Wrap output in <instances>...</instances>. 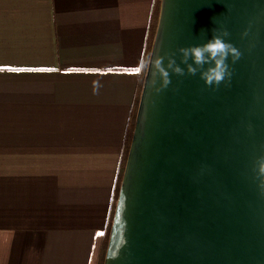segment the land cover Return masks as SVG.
Returning a JSON list of instances; mask_svg holds the SVG:
<instances>
[{"label": "crops", "instance_id": "1", "mask_svg": "<svg viewBox=\"0 0 264 264\" xmlns=\"http://www.w3.org/2000/svg\"><path fill=\"white\" fill-rule=\"evenodd\" d=\"M155 3L0 0V264L101 262Z\"/></svg>", "mask_w": 264, "mask_h": 264}, {"label": "water", "instance_id": "2", "mask_svg": "<svg viewBox=\"0 0 264 264\" xmlns=\"http://www.w3.org/2000/svg\"><path fill=\"white\" fill-rule=\"evenodd\" d=\"M225 28L242 53L230 84L154 79V60L187 73L178 49ZM260 156L264 0H161L104 264H264Z\"/></svg>", "mask_w": 264, "mask_h": 264}, {"label": "clouds", "instance_id": "3", "mask_svg": "<svg viewBox=\"0 0 264 264\" xmlns=\"http://www.w3.org/2000/svg\"><path fill=\"white\" fill-rule=\"evenodd\" d=\"M247 34L246 30L243 35L247 36ZM228 36L230 32L226 28L214 29L212 38L205 43L180 47L178 49L180 61L186 65L187 73L185 68L177 63L176 53L167 54V66L163 63L164 56L157 58L152 63L154 79L162 81V87H167L171 82V70L172 73L181 76L185 74L194 76L199 72L201 79L209 87H219L221 83L230 84L233 71L228 63L229 57L235 63L241 58L242 53L233 43L225 39ZM254 171L260 181L261 189L264 190V156L257 158Z\"/></svg>", "mask_w": 264, "mask_h": 264}, {"label": "trees", "instance_id": "4", "mask_svg": "<svg viewBox=\"0 0 264 264\" xmlns=\"http://www.w3.org/2000/svg\"><path fill=\"white\" fill-rule=\"evenodd\" d=\"M160 7H161V0H156L155 7H154V10H153V14H152V21H151V25H150V29H149L148 51H147V54H146L145 64H144V68H143V72H142V79H141V83H140V86L138 88V92H137V95H136V98H135L131 121L129 123L127 138H126V142H125V148H124V151H123V158H122L121 167H120V170H119V176H118V180H117V188H116V194H115V201H114V204H113V210H112V214H111V220H110L107 236L105 238V242H104V245H103V252H102V256H101V262H99V264H104V262H105V257H106V252H107V247H108L111 227H112V223H113V219H114L116 204H117L119 191H120V187H121V182H122V178H123V174H124V170H125V165H126L129 149H130L131 142H132L134 128H135V122H136L137 111H138V106H139V102H140L142 87H143L145 74H146V70H147V66H148V62H149V58H150V54H151V50H152V46H153L156 30H157L159 14H160Z\"/></svg>", "mask_w": 264, "mask_h": 264}, {"label": "snow or ice", "instance_id": "5", "mask_svg": "<svg viewBox=\"0 0 264 264\" xmlns=\"http://www.w3.org/2000/svg\"><path fill=\"white\" fill-rule=\"evenodd\" d=\"M134 71L138 72V71H139V69L137 68V69H135Z\"/></svg>", "mask_w": 264, "mask_h": 264}]
</instances>
